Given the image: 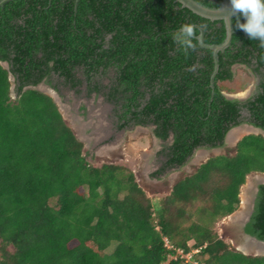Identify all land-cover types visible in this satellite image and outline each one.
I'll list each match as a JSON object with an SVG mask.
<instances>
[{"label": "trees", "instance_id": "1", "mask_svg": "<svg viewBox=\"0 0 264 264\" xmlns=\"http://www.w3.org/2000/svg\"><path fill=\"white\" fill-rule=\"evenodd\" d=\"M236 20L212 88V51L198 44L185 55L171 33L183 23L206 24L205 43L218 45L224 23L174 0H13L0 9V264H264V256L234 250L213 227L238 210L247 176L264 173L262 135L209 158L155 205L130 169L90 164L54 100L29 89L52 75L75 89L81 80L74 69L82 65L88 93L100 92L95 74L107 73L95 68L116 60L107 98L122 103L118 128L153 125L157 139L172 135L154 173L161 176L185 166L197 149L223 147L244 122L264 131V81L245 102L223 95L246 89L251 74L264 77V47ZM107 34L113 36L104 49L96 39ZM258 189L245 233L264 241V185Z\"/></svg>", "mask_w": 264, "mask_h": 264}, {"label": "rangeland", "instance_id": "2", "mask_svg": "<svg viewBox=\"0 0 264 264\" xmlns=\"http://www.w3.org/2000/svg\"><path fill=\"white\" fill-rule=\"evenodd\" d=\"M3 66L8 67L6 64H3ZM112 76L111 72L108 76H105V83L109 82ZM248 81L251 86L249 85L247 89L241 91L239 93L240 97L244 95V98H252L255 95L256 82L252 78ZM37 88L55 100L66 124L84 144L83 153L90 164L97 167L102 164H114L130 169L133 171L137 183L144 189L155 205L158 203V197L161 198L170 194L173 185L186 175L195 173L198 165L205 159L215 155L234 153L235 143H226V147L224 146L221 149L196 151L185 166L167 170L161 176H154V173L160 170L167 160L163 151L171 145V139L161 141L152 137L154 127L151 125L119 129L116 123L118 115L122 113V103L107 98L105 88L101 89L98 94H89L86 87H82L80 92L68 87L60 88L61 90L58 92L54 90L52 85L42 83ZM11 90V98L15 99L14 79H12ZM245 116L247 117V115ZM239 127L248 128L246 129L247 133L245 132L237 138L238 140H241L244 136L260 132L248 125L247 122L242 123ZM200 152H204L206 157L200 158ZM197 158L198 161H196ZM249 180H251V184H249ZM261 182H264V176L254 174L248 176L244 188L242 187L240 190L241 203L238 210L232 216L219 218L213 224L219 238L234 250H240L243 243V240H239L237 237L238 229H236V225L244 221L243 219L238 221V217L241 218L239 214L244 210L242 218L246 219L244 216L247 213L245 212L250 211L256 195V187ZM244 194L247 195V199L249 198L247 203L244 202ZM190 245H192V242H190ZM246 252L251 254V252ZM196 253L197 251H193L185 259L191 262V256L196 255ZM193 264L197 263L193 262Z\"/></svg>", "mask_w": 264, "mask_h": 264}, {"label": "clouds", "instance_id": "3", "mask_svg": "<svg viewBox=\"0 0 264 264\" xmlns=\"http://www.w3.org/2000/svg\"><path fill=\"white\" fill-rule=\"evenodd\" d=\"M229 6L230 7L227 9L228 14L222 18L224 20L225 24L227 25V29H228L229 34L231 32V27H232V22H233L232 17L235 16V17H237L236 27L243 30V32L248 36V38L250 40L258 41L260 46L264 47V0H229ZM224 11H225L224 8H219L217 13L224 12ZM240 17H243V19L245 21L244 23H240V19H239ZM206 28H207L206 24H197L195 22L183 23L179 26L178 29H176L174 32L171 33V39L175 43V45L177 46V49L179 51H181L182 53H184L185 55H187L190 52H194L197 49V46L200 42V37L197 35V32L198 31L203 32ZM4 64H6V63H4ZM239 67L240 66L237 65L236 70ZM35 87H38V86H35ZM249 89H250V87H249ZM11 92H12V90H11ZM240 92H238V93H227V94L228 95H236V96L238 95L240 100H241V98H243L244 100H247V98H244V95H243V97H240V95H239ZM223 94L225 95L226 92H224ZM245 96H246V94H245ZM233 100H235V99H233ZM248 125H250V124H248ZM151 126H153V125H151ZM239 126H236V127L232 128L231 130L238 128ZM250 126L252 128H254L255 130L260 131L259 133H254V135L260 134L264 137V131L263 130H261L260 128H256L252 125H250ZM140 127H144V126H140ZM229 132L225 136L226 141H227V137H228ZM152 137L157 139L154 135V132H153ZM153 141H154V139H153ZM239 141L240 140H238L235 143V147ZM227 144H229V143H227ZM235 147H234V149H235ZM221 148H223V147H221ZM221 148H214V149H209V150H215V149H221ZM200 150L204 151V150H206V148H200V149H197L196 151H200ZM195 152H194V154H195ZM215 156H220V155H215ZM215 156H212V157H215ZM209 158H211V157H209ZM209 158L205 159L202 163H200L198 165V167H200V165H202L204 162H206ZM253 174L256 176L257 175L264 176V173H252L250 175H253ZM250 175H248V176H250ZM246 181H247V179H246ZM260 185H264V183L258 184V186L256 187V193H257L258 187ZM239 197H240V195H239ZM240 203H241V200H240ZM238 251L243 253L240 250H238ZM247 256H252V255H247ZM261 256H264V255H261Z\"/></svg>", "mask_w": 264, "mask_h": 264}, {"label": "water", "instance_id": "4", "mask_svg": "<svg viewBox=\"0 0 264 264\" xmlns=\"http://www.w3.org/2000/svg\"><path fill=\"white\" fill-rule=\"evenodd\" d=\"M10 1H13V0H0V9L4 5L9 3ZM174 1L178 4H180L181 8L187 9L190 12H192L193 14H195V15L203 18V19H207L211 22L222 21L224 23L226 36H225L224 41L221 44H218V45L206 44L205 38H204V31L200 32V34L198 35L200 37L199 46L202 49L210 50L213 53L214 70H213L212 75H211V87L214 88V78L217 75L218 70H219V54L225 52V50L230 47L233 35L235 33L233 22H232L231 32L229 34L228 29H227V25L225 24L224 20L222 19L224 16H226L228 14L227 9L230 7L229 6V0H222L221 5L217 8L206 6L204 4L199 3L196 0H174ZM219 8H224L225 11L217 13ZM234 18H235V16L232 17V21ZM10 79L12 82V79H13L12 76H10ZM29 89H35V90H38V91L44 93L43 91H41L37 87H29ZM225 95L230 100L239 99L238 95L237 96L236 95H228V94H225ZM54 102H55V100H54ZM261 183H264V182H261ZM246 242L251 243L252 247L254 249H256L257 252H253L252 254H246L243 252V254L252 255V256L264 255V241H260L257 238H254L251 236H246L244 238L242 245H244Z\"/></svg>", "mask_w": 264, "mask_h": 264}, {"label": "flooded vegetation", "instance_id": "5", "mask_svg": "<svg viewBox=\"0 0 264 264\" xmlns=\"http://www.w3.org/2000/svg\"><path fill=\"white\" fill-rule=\"evenodd\" d=\"M174 3L175 4H178V3H176L175 1H174ZM180 5V4H179ZM181 7V6H180ZM176 8H178V7H176ZM112 36L113 35H111V34H107L103 39H99V38H97L96 39V42L98 43V44H102L103 45V48L104 49H106V48H108L110 45H111V41H112ZM204 38H205V34H204ZM201 48V47H200ZM224 53V52H223ZM117 66H118V64H116V60L115 61H113V63L111 64V65H109L108 67H106V68H103V67H97V68H95L96 70H97V72H101L102 70H105V72L107 73L105 76H108V74L111 72L112 73V78H111V80L109 81V82H107V83H105V81H104V78H105V76H103V75H100V73H97V74H95V77H94V82L95 81H98L104 88H105V91H106V93H108L109 92V89L110 88H112V87H114L115 86V82H116V73H117V70H118V68H117ZM239 66V65H238ZM236 67H237V65H235V66H233V68H232V71L235 73L236 72ZM7 69V68H6ZM74 71H75V73H76V77L78 78V79H80L81 80V84L78 86V87H76L75 89L77 90V89H79V90H81V88L82 87H86V89H87V86H88V83H87V81L85 80V75L83 74L84 72H85V67L84 66H82V65H78V66H75V69H74ZM10 76H12V75H10ZM13 78V77H12ZM251 78H252V80L254 81V82H256L255 83V87H256V92L254 93L255 95L254 96H256L259 92H260V83H261V81H264V77H261V76H259V75H255V74H251ZM51 82L49 81V78H44L38 85H40V84H47V85H52V87L54 88V86H57V88H58V92H60V88H66V87H68V88H71L70 87V84H64V80L63 79H59L58 77H56L55 75H52L51 76ZM10 82H11V79H10ZM14 84H15V81H14ZM94 84V83H93ZM11 85H12V82H11ZM37 85V86H38ZM250 85V84H249ZM251 86V85H250ZM87 92H88V90H87ZM98 93H100V92H93V94H98ZM92 94V93H91ZM227 94V93H226ZM107 95V94H106ZM224 95V94H223ZM224 96H226V95H224ZM253 96V97H254ZM249 99H251L250 97H247V100H249ZM235 100H237V101H239V102H245V101H247V100H244V99H235ZM245 115H249L248 114V112L247 111H243L242 112V117H245ZM118 124H119V120H118V117H117V123H116V125L118 126ZM131 127H139V126H133V125H131V126H129V127H127V128H131ZM144 127H147V126H144ZM169 139H171V144H172V142H173V138H172V135H170V137L168 138V140ZM226 143H228L227 141H226V139L224 140V146L226 147ZM171 146V145H170ZM223 146V147H224ZM259 190V189H258ZM257 196H258V191H257V193H256V195H255V197H254V201L252 202V207L250 208V211L248 212V211H246L245 213H247L246 214V216H244V217H246V219H244V218H241L240 219V221H242V219L244 220L243 222H241V223H237V225H236V229H238V235H237V237H238V239L239 240H243L244 241V238L246 237V236H249V235H247L246 233H245V228H246V226L249 224V222H250V220H251V218H252V215H253V213H254V211H255V205H256V199H257ZM235 226V225H234Z\"/></svg>", "mask_w": 264, "mask_h": 264}, {"label": "bare ground", "instance_id": "6", "mask_svg": "<svg viewBox=\"0 0 264 264\" xmlns=\"http://www.w3.org/2000/svg\"><path fill=\"white\" fill-rule=\"evenodd\" d=\"M248 128V127H247ZM247 128H242V127H238V128H235V129H233V130H231L230 132H229V134H228V137H227V142L229 143V144H233V143H236L237 141H238V139L237 138H239L241 135H243L247 130ZM251 131V130H250ZM247 133V132H246ZM203 156H205L206 157V154L204 153V152H200L199 153V157L201 158V157H203ZM198 157V158H199ZM197 158V160L196 161H198L199 159ZM199 164V163H198ZM249 184H251V180H249ZM245 186V185H244ZM244 188V187H243ZM243 199H244V202L245 203H247V201H248V199H247V195L246 194H244V196H243ZM244 203V204H245ZM244 213V210H243V212H241V214H239V215H241L240 217L242 218V214ZM241 218H239L238 217V221H240V219ZM236 222H237V220H236ZM253 247H252V245H251V243H249V242H246V245L244 244V245H242V246H240V250L242 251V252H244V253H246L247 254V250H249V249H252ZM250 251V250H249ZM249 253V252H248Z\"/></svg>", "mask_w": 264, "mask_h": 264}, {"label": "crops", "instance_id": "7", "mask_svg": "<svg viewBox=\"0 0 264 264\" xmlns=\"http://www.w3.org/2000/svg\"><path fill=\"white\" fill-rule=\"evenodd\" d=\"M245 245H246V243H245ZM250 250V251H249ZM249 250H247L249 253L251 252V254L253 253V252H257L256 251V249H254V248H252V249H249Z\"/></svg>", "mask_w": 264, "mask_h": 264}]
</instances>
